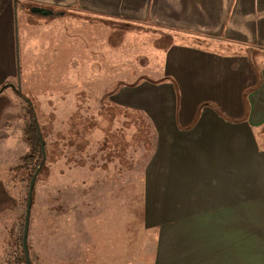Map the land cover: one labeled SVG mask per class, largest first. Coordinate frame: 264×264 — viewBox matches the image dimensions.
<instances>
[{"label": "crops", "instance_id": "0c3cea01", "mask_svg": "<svg viewBox=\"0 0 264 264\" xmlns=\"http://www.w3.org/2000/svg\"><path fill=\"white\" fill-rule=\"evenodd\" d=\"M56 72L66 87L111 88L151 146L135 183L155 235L144 264H264V0H0L3 209L30 152L16 88L31 98ZM92 229L86 244L50 239L46 264H69V250L71 264H103L118 241Z\"/></svg>", "mask_w": 264, "mask_h": 264}, {"label": "rangeland", "instance_id": "374dc122", "mask_svg": "<svg viewBox=\"0 0 264 264\" xmlns=\"http://www.w3.org/2000/svg\"><path fill=\"white\" fill-rule=\"evenodd\" d=\"M125 81L130 83L129 79ZM111 90L66 87L56 72L51 85L40 88L36 96L27 97L34 104L45 146V160L34 181L35 210L31 212L27 234L31 264L48 263L50 239L53 245L66 241L69 246L73 237L86 244L87 230L94 235L92 228L96 225L102 229L104 243L115 241V237L118 241L117 249L113 245L116 251L105 250L103 264H144L152 252L155 235L153 230L144 229L143 184H135L144 174L151 146L132 137L139 125L130 119L132 110L111 99ZM25 94L22 91L23 100ZM138 113L143 116V112ZM140 124L143 125L142 119ZM143 128L146 129L144 125ZM15 185L11 199L4 209L0 207L4 213L0 217V264H17L6 261L24 255L23 248L13 241L12 226L18 222L21 229L26 211L23 200L19 202L20 194L14 192L20 185ZM67 253L71 257L69 264L80 257L76 251Z\"/></svg>", "mask_w": 264, "mask_h": 264}, {"label": "trees", "instance_id": "16d2710c", "mask_svg": "<svg viewBox=\"0 0 264 264\" xmlns=\"http://www.w3.org/2000/svg\"><path fill=\"white\" fill-rule=\"evenodd\" d=\"M10 86H11L10 83L1 86L0 87V93H2L5 89H7ZM21 95H22V93H21ZM21 95H18V98H19V100H22L25 103V110H26L25 140H26L27 146L30 149V152H28L26 154L23 165H19L18 169L16 168L12 172L9 171V174L6 177L5 185L10 190H12V189L15 190V186H16L15 184H18L20 186L16 190H18L20 192L21 191V183L22 182L24 183V186H23V207H25V209H26L29 183H30V180H31L32 176L36 172V170L39 167V165L41 163V160H42V152H41L40 141H39V138H38V135H37L36 123L38 125V129L40 131V135H41V127H40V124H39L37 116H36V111H35L34 104H31L30 102H28L29 100L27 98L26 99L28 101L26 99L23 100L22 99L23 95L22 96ZM42 143H43V146H44V141H42ZM44 148H45V146H44ZM36 179H37V176H36ZM33 193H34V189L32 191V200H31V206H30V218H29L30 219V224H31V212H32V210H35V201H34V198H33ZM23 225L24 224L22 222L19 238L13 240V241H15V243L17 245H19L20 248H22L21 236H22V232H23L22 231L23 230ZM28 236H29V231H28ZM6 262H8V263L17 262V264L18 263L26 264L23 254H22V256L19 259L14 257V256H12L11 258H8V260Z\"/></svg>", "mask_w": 264, "mask_h": 264}, {"label": "water", "instance_id": "95a60500", "mask_svg": "<svg viewBox=\"0 0 264 264\" xmlns=\"http://www.w3.org/2000/svg\"><path fill=\"white\" fill-rule=\"evenodd\" d=\"M34 13L40 14V15H49L51 12L46 9H41V8H35L32 10ZM18 94L21 95L20 90H17ZM26 99V98H24ZM27 100V99H26ZM28 101V100H27ZM29 102V101H28ZM36 128H37V135L40 141V146H41V152H42V163L41 165L37 168L36 172L32 176L30 183H29V188H28V195H27V204H26V211H25V220H24V227H23V234H22V248H23V253H24V258H25V263L26 264H31L28 251H27V234H28V227H29V213H30V206H31V200H32V190L34 186V181L36 179L37 174L39 173L44 160V146L42 143V138L38 129V125L36 123Z\"/></svg>", "mask_w": 264, "mask_h": 264}]
</instances>
